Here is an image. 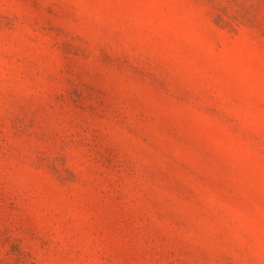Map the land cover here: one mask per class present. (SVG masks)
<instances>
[{
	"label": "rangeland",
	"instance_id": "obj_1",
	"mask_svg": "<svg viewBox=\"0 0 264 264\" xmlns=\"http://www.w3.org/2000/svg\"><path fill=\"white\" fill-rule=\"evenodd\" d=\"M0 264H264V0H0Z\"/></svg>",
	"mask_w": 264,
	"mask_h": 264
}]
</instances>
